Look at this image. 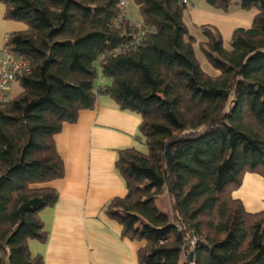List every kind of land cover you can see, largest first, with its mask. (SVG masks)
<instances>
[{"label": "trees", "instance_id": "trees-1", "mask_svg": "<svg viewBox=\"0 0 264 264\" xmlns=\"http://www.w3.org/2000/svg\"><path fill=\"white\" fill-rule=\"evenodd\" d=\"M132 1L139 22L129 0L123 19L119 0H0L27 26L6 43L31 60L14 81L21 94L0 99V264H45L29 241L46 243L41 213L60 197L46 186L65 175L55 136L101 94L142 118L147 153L119 152L127 195L107 210L124 237L146 241L139 264H264V211L234 197L247 174L264 179V0H240L256 15L230 49L216 27L191 32L192 0ZM204 1L223 13L234 2ZM163 195L170 214L156 206Z\"/></svg>", "mask_w": 264, "mask_h": 264}, {"label": "crops", "instance_id": "crops-1", "mask_svg": "<svg viewBox=\"0 0 264 264\" xmlns=\"http://www.w3.org/2000/svg\"><path fill=\"white\" fill-rule=\"evenodd\" d=\"M190 10L204 25L216 27L215 22L221 23L223 19L228 37L236 28H249L256 15L241 11L220 15L208 5L197 8L195 4ZM5 12L6 7L0 2V71L7 38L27 29L24 23L7 20ZM127 16L136 21L129 5ZM219 31L224 39L222 30ZM108 84L100 73L98 86ZM21 92L20 84L14 82L6 97L14 98ZM141 125V116L120 109L111 97L101 94L94 109L80 112L76 123L63 126L55 143L65 175L46 185L56 189L60 197L54 207L41 213L48 237L46 243L29 241L33 256H42L45 264H139L138 252L146 241L124 237L123 226L107 210L112 200L127 195L126 182L116 166L119 152L135 148L147 153ZM234 197L243 202L249 213L264 211V179L247 174ZM162 202L166 205L162 206ZM155 203L160 211L170 214L166 195Z\"/></svg>", "mask_w": 264, "mask_h": 264}, {"label": "built area", "instance_id": "built-area-1", "mask_svg": "<svg viewBox=\"0 0 264 264\" xmlns=\"http://www.w3.org/2000/svg\"><path fill=\"white\" fill-rule=\"evenodd\" d=\"M181 6H186L189 0H177ZM127 0H119L118 8L121 11L120 19L125 17V8ZM146 34L143 28H140L138 38L141 39ZM2 69L0 71V99H4L10 85L15 81L17 75L22 72H29L31 60L26 57H18L8 43L5 44L1 53ZM195 241L192 246H195Z\"/></svg>", "mask_w": 264, "mask_h": 264}, {"label": "rangeland", "instance_id": "rangeland-1", "mask_svg": "<svg viewBox=\"0 0 264 264\" xmlns=\"http://www.w3.org/2000/svg\"><path fill=\"white\" fill-rule=\"evenodd\" d=\"M128 4L131 7V14H132L134 20H136L135 22H139L140 12H139L138 6L132 0H129ZM194 4L197 6V8H201L203 5H207V3L204 0H192L191 1V5L192 6H190L189 10H187L185 12L184 21H185L186 25L190 28L191 32L194 35H201L199 32L196 31V29H195V27H196L195 23L197 22L198 26L204 25V24H202V22L198 21L194 17V15H192V13L190 12L191 11L190 9L193 8ZM214 10L217 11V13H220V15L221 14L224 15L223 12L218 11L216 9H214ZM240 11L241 12H244L246 14H252V13L256 12V11L247 12L245 10H242L241 7H240V0H234L233 6L231 7V9L229 11V14L235 15L237 12H240ZM220 20H222L221 23H217V21L215 22L216 23V27H217L218 30H222L223 35H224V45H225V47L227 49H230L231 48L230 40H231V37L232 36L228 37V31H227L228 30V27L225 26V21L223 19H220ZM220 33H221V31H220ZM197 58L201 62L202 68L204 69V71H206V72H208L210 74H214L215 73V71L212 68V66L210 64H208V62L204 59V56L201 55L200 52H197ZM161 205L162 206L163 205L165 206L166 205V202L165 203L162 202ZM139 228L141 230H146V229L148 230V228H147V226L145 225L144 222H142L141 224H139Z\"/></svg>", "mask_w": 264, "mask_h": 264}]
</instances>
